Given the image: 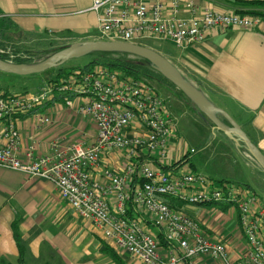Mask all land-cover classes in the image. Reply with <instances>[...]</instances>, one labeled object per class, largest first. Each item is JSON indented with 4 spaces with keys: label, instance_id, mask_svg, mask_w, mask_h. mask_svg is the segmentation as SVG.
<instances>
[{
    "label": "built area",
    "instance_id": "built-area-1",
    "mask_svg": "<svg viewBox=\"0 0 264 264\" xmlns=\"http://www.w3.org/2000/svg\"><path fill=\"white\" fill-rule=\"evenodd\" d=\"M91 9L97 14L98 39L136 44L160 38L183 47L203 41L217 28L249 29L260 22L258 16L201 7L193 0H93ZM181 11L188 15L180 16ZM0 55L10 62L28 56L10 47L0 49ZM54 100H62L83 120L91 121L94 139L88 142L82 135L67 143L55 140L47 154H38L36 139L30 136L23 149L17 117L32 115L36 128L51 124L46 105ZM167 101L145 79L127 78L103 67L46 83L33 93L0 92V167L53 183L60 197L91 221L117 252L143 264H176L175 245L183 258L207 255L223 264H264V202L257 194L243 193L235 185H216L203 173L170 172L159 166L170 155L169 142L177 125ZM109 151L124 155L123 169L102 167L100 177L92 179L90 170L100 167ZM134 182L132 202L171 243L165 261L155 234L127 216ZM171 201L236 208L247 244L242 258L231 261L225 244L211 240L198 222Z\"/></svg>",
    "mask_w": 264,
    "mask_h": 264
},
{
    "label": "crops",
    "instance_id": "crops-1",
    "mask_svg": "<svg viewBox=\"0 0 264 264\" xmlns=\"http://www.w3.org/2000/svg\"><path fill=\"white\" fill-rule=\"evenodd\" d=\"M92 1L0 0V49L10 47L16 53L30 56L74 42L97 40V14L91 9ZM193 1L201 7L246 15L240 13L252 8L241 5L240 1L254 0ZM187 15V11L180 12L182 17ZM259 18L260 22L255 27L217 28L199 43L175 46L177 53L172 58L173 64L186 79L215 106L225 110L253 143L262 147L264 17ZM146 39L149 38L143 40ZM0 91L9 94L8 91ZM169 92L176 94L180 103L181 100L187 103L176 89ZM46 108L52 123L39 128H36L32 115L17 117L23 149L33 137L38 154H47L50 143L55 140L67 143L82 135L87 137L88 142L94 139L96 130L92 122L83 120L62 100H54ZM195 112L198 111L195 109ZM179 123L178 120L169 142L170 155L160 167L169 168L164 170L170 172H202L216 185L220 180L229 179L236 182L243 193H255L249 182L240 184L235 179L232 169L237 167L233 164H238V161L233 157V152L237 151L239 155L241 147L233 139L225 134L222 138L212 135L206 148L207 145H202L207 143L206 134L198 147L187 148V142L179 133ZM211 128L214 129L213 126ZM205 148L209 150L208 154L203 150ZM196 153L199 156L194 160L191 154ZM100 165L90 170L92 179L100 177L102 167L121 171L125 157L119 151H109L102 157ZM171 203L198 222L211 240L223 242L231 261L242 258L247 244L238 223L236 208ZM17 238L24 248L22 261L19 260ZM104 243L110 245L99 235L91 221L82 218L60 197L53 183L0 167V264H114L103 252ZM160 250L162 261H165L168 249L161 247ZM117 253L128 264H143L125 253ZM172 254L177 258L176 264H223L207 255L183 258L176 245L172 248Z\"/></svg>",
    "mask_w": 264,
    "mask_h": 264
},
{
    "label": "water",
    "instance_id": "water-1",
    "mask_svg": "<svg viewBox=\"0 0 264 264\" xmlns=\"http://www.w3.org/2000/svg\"><path fill=\"white\" fill-rule=\"evenodd\" d=\"M91 52H119L148 61L164 79L184 94L202 116L213 125V128L233 139L237 145L242 143L249 155L264 172L263 151L250 140L232 117L225 110L215 106L166 57L141 44L101 39L84 40L66 45L44 59L35 60L31 63L10 62L0 58V72L19 76L38 74L52 68H58L70 59L83 57Z\"/></svg>",
    "mask_w": 264,
    "mask_h": 264
},
{
    "label": "rangeland",
    "instance_id": "rangeland-1",
    "mask_svg": "<svg viewBox=\"0 0 264 264\" xmlns=\"http://www.w3.org/2000/svg\"><path fill=\"white\" fill-rule=\"evenodd\" d=\"M139 44L146 46L148 48H151L164 57H166L171 63H173V54L177 53L175 45H173L170 41L160 38H149L146 40H142ZM64 46V45H63ZM62 47V46H61ZM34 54V53H33ZM34 59L37 58V55L33 56ZM33 60V59H32ZM90 60V57L88 55L79 57V58H73L65 62L63 65L59 66L65 69H71L75 68L76 66L80 64H85ZM58 67V68H59ZM57 68H52L47 71H44L42 73L38 74H32L27 76H19L14 74H8L4 72H0V90L8 91L9 94H23V93H33L36 91H39L46 83L48 78H53L56 75ZM144 79V78H143ZM145 81L148 82V84L153 87L156 91L161 92L163 96L167 97V105L169 111L172 113V115L176 118L177 122L180 121L178 128L179 133L182 136V138L185 139V142H187V148L190 147H198L199 144H202V138L206 135V141L207 143H203L202 145H207L206 148H208V142L210 141L211 137H223L224 134L219 131L211 128L208 120L203 118L198 112H195V109L192 108L188 102H184L181 100V103L176 99L175 95H172L169 90H172L168 87H161L158 86L154 82H150L145 79ZM1 92V91H0ZM172 92V91H171ZM174 93V92H172ZM182 97V96H180ZM183 98V97H182ZM184 99V98H183ZM186 101V100H185ZM193 125V126H192ZM211 135H210V134ZM213 135V136H212ZM202 139V140H201ZM239 147L240 154H237V151L233 152V157L237 159V162L233 165H237V167H234L233 174L235 175V179L240 184H246L250 183L252 188L255 191V194L264 202V172L263 170L258 166V164L253 160V158L249 155L246 148L243 146L242 143H240ZM203 149L204 151L206 150ZM264 153V144L263 148L261 149ZM205 153H209V150H206ZM190 155V154H189ZM199 156L198 153L191 154V157L195 160ZM239 166V167H238ZM196 173H202L196 171ZM216 174V173H215ZM225 180L218 181L217 185L219 184H227V185H237L236 182L232 181L229 182ZM215 182V181H214Z\"/></svg>",
    "mask_w": 264,
    "mask_h": 264
},
{
    "label": "trees",
    "instance_id": "trees-1",
    "mask_svg": "<svg viewBox=\"0 0 264 264\" xmlns=\"http://www.w3.org/2000/svg\"><path fill=\"white\" fill-rule=\"evenodd\" d=\"M240 4L243 6H247L252 8L250 10L242 11L240 14H246L250 16H258L264 17V0H254V1H240ZM259 9V10H258ZM62 47H58L52 49L47 52H40L38 54H30L26 58L17 57L13 61L17 63H31L35 60L44 59L48 55L53 52L58 51ZM37 55V58L34 59L33 56ZM90 60L85 63L83 66L65 69L62 67L57 68L56 75L53 78H48L47 83H58V81L63 79H69V77L74 73V75L79 76L85 72H90L95 70L98 67L107 68L112 71H117L121 73L123 76L131 79L144 78L150 82L156 83L161 87H168L170 89H176L171 83H169L166 79H164L154 68L153 66L143 58L130 56L125 53L119 52H91L88 54ZM0 58L5 60L6 56L0 55ZM33 59V60H32ZM177 93L181 95L194 109L198 111V113L202 116L199 110L184 96V94L179 91ZM6 95V94H4ZM48 105V104H47ZM46 105V106H47ZM203 117V116H202ZM205 118V117H203ZM206 119V118H205ZM207 120V119H206ZM209 122V121H208ZM210 126H213L209 122ZM163 169H169L166 167H162ZM171 169V168H170ZM225 181H228L225 179ZM229 182H232L231 180ZM135 182L130 186L129 189V198L126 202L127 205V216L137 220L139 223L147 226L150 230H152L158 240L159 247L168 248L171 246V243L168 242L160 229L159 226L150 222L144 215V213L140 212L135 204L132 202V192L134 189ZM18 241V250H19V260H23L24 248ZM103 252L112 260L114 264H128L121 255H119L110 245L104 243Z\"/></svg>",
    "mask_w": 264,
    "mask_h": 264
}]
</instances>
